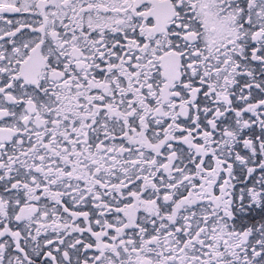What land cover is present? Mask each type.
Here are the masks:
<instances>
[{"label":"snow or ice","instance_id":"6c2138e0","mask_svg":"<svg viewBox=\"0 0 264 264\" xmlns=\"http://www.w3.org/2000/svg\"><path fill=\"white\" fill-rule=\"evenodd\" d=\"M0 264H264V0H0Z\"/></svg>","mask_w":264,"mask_h":264}]
</instances>
